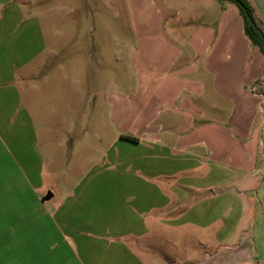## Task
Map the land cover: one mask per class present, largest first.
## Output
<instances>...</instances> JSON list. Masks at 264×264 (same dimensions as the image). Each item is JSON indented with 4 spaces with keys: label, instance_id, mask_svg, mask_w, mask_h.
Listing matches in <instances>:
<instances>
[{
    "label": "crops",
    "instance_id": "crops-1",
    "mask_svg": "<svg viewBox=\"0 0 264 264\" xmlns=\"http://www.w3.org/2000/svg\"><path fill=\"white\" fill-rule=\"evenodd\" d=\"M249 1L264 22V0ZM232 4L127 0L122 41L137 86L109 95L114 109L120 102L134 113L116 127L122 151L113 161L126 171L102 173L99 155L87 181L57 205L45 203L53 192L43 196L49 160L39 146L36 85L16 74L37 41L26 13L23 43H0V264L264 262V125L254 92L264 54ZM79 97L87 102L85 92ZM103 176L112 187H102Z\"/></svg>",
    "mask_w": 264,
    "mask_h": 264
},
{
    "label": "rangeland",
    "instance_id": "rangeland-1",
    "mask_svg": "<svg viewBox=\"0 0 264 264\" xmlns=\"http://www.w3.org/2000/svg\"><path fill=\"white\" fill-rule=\"evenodd\" d=\"M17 3L22 4L23 21L15 8ZM111 3H118L119 8ZM126 3L127 0H0L1 44L14 47L23 43L19 41L20 33L30 23L26 13L34 17L31 22L37 35L35 50L27 66L17 69L16 74L29 76L23 85H36L39 146L45 160H49V175L44 180L48 188L43 196L48 192L54 194L45 200L47 204L57 205L66 193L85 183L99 155L102 173L126 171L124 165L113 161L114 150L122 151L114 146L121 134L116 127L132 123L134 113L120 102L117 109L109 102L111 91L127 94L137 86L129 80L134 74L127 69L122 41L129 38ZM232 5L238 9L235 3ZM259 86L260 91L254 92L261 98L259 108L264 125V75ZM82 91L86 94L85 103L79 102ZM104 178L102 187H112L113 181ZM260 183L259 190L263 191L264 169ZM23 246L24 251L30 249ZM61 254L58 245L54 255ZM222 262L219 255L215 257V264Z\"/></svg>",
    "mask_w": 264,
    "mask_h": 264
},
{
    "label": "trees",
    "instance_id": "trees-1",
    "mask_svg": "<svg viewBox=\"0 0 264 264\" xmlns=\"http://www.w3.org/2000/svg\"><path fill=\"white\" fill-rule=\"evenodd\" d=\"M235 3L243 20L244 33L264 54V23L258 17L254 6L249 0H228ZM260 23L263 25L261 26ZM253 90V88H251ZM132 138V137H129Z\"/></svg>",
    "mask_w": 264,
    "mask_h": 264
},
{
    "label": "water",
    "instance_id": "water-1",
    "mask_svg": "<svg viewBox=\"0 0 264 264\" xmlns=\"http://www.w3.org/2000/svg\"><path fill=\"white\" fill-rule=\"evenodd\" d=\"M50 195H51V192L47 193V195H46V196H47V197H49Z\"/></svg>",
    "mask_w": 264,
    "mask_h": 264
}]
</instances>
